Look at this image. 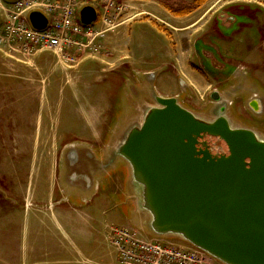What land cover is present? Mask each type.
<instances>
[{"label":"rangeland","instance_id":"rangeland-1","mask_svg":"<svg viewBox=\"0 0 264 264\" xmlns=\"http://www.w3.org/2000/svg\"><path fill=\"white\" fill-rule=\"evenodd\" d=\"M16 2L17 0L7 2L6 8L12 9ZM229 3L232 2L229 1ZM227 9L237 13L242 12L252 20V25L243 26L242 33L238 34L241 35L236 38V41L240 42L238 44L235 41L229 42L227 47L221 50L215 40L208 41L212 48L206 47L220 54L221 64L229 66V71L211 69L200 57L193 55L191 48H187L189 42L182 41V34L179 36L177 34V37L175 33L163 32L161 29L160 33L137 32L136 25L126 27L125 40L119 43L121 49L114 50L112 45L106 43V40L117 33L120 16L118 12L111 11L113 29L106 31V26L101 20L103 12L100 9L99 19L89 29L94 36L88 41L96 38L95 42L89 45L88 41H85V47L68 61L62 59L61 62L56 55L50 53L24 57L20 61L3 58L4 55L0 54L3 61L4 59L9 61L8 64L5 61L2 62L0 58L1 203L10 204L12 200L21 201L26 193L29 194L33 203L31 193L35 192L46 178L47 170L43 159L51 155L53 162L58 159L60 163L61 151L70 147L71 145L68 144L75 140L70 137L77 132L85 134V122L79 116L80 114L71 111L73 108L71 104L74 105L76 101L75 99L74 102L72 101L69 88H65V80L60 74L64 73L63 71L79 70L82 64L84 68L80 71L86 70L100 77L98 85L100 91L96 93L101 95L110 93V96L104 98L86 95L80 97L82 101L80 104H84L87 108H100V112L85 114L91 123H99L100 128L97 133L100 136L108 133L112 135L115 130L111 126H117L118 123V126H123L129 118L136 115V112H141V109H138V103L140 104L138 96H132L130 89L136 86L140 90L138 77L141 72L156 74V78L148 87V95L150 88H152L150 95H158V92L170 96L178 95L182 105L206 119L210 117L208 111L213 106L210 95L217 92L229 101L227 115L231 117L233 126L243 124L264 130V115L255 116L247 110L246 97L249 93L246 94L247 96L241 94L244 89H250L251 92H259L264 96V0L234 1L228 5ZM238 21L246 22L241 18ZM6 22L5 15L0 25V34H3ZM243 36H246L247 41H244ZM236 44L238 48H235ZM125 45L126 47H123ZM75 50H79V47ZM199 50L202 49L198 48L196 51ZM164 55L167 57L163 58ZM171 56H175L179 63L186 60L191 67V60L196 56L195 71L202 73L205 79L198 84V88H191V92L187 94L181 92L185 83L177 81V75L181 74L179 70L175 71L173 63L167 60H171ZM252 56L255 58L253 62H249V57ZM128 57L142 70L135 68L136 65L131 67L127 65L126 63L130 62ZM118 63L121 65L116 67ZM57 72L58 76L55 74ZM132 77H137V80L134 81ZM89 82L91 87L95 88L94 82L92 80ZM80 86L82 93L86 92V85L81 83ZM129 100L132 102L130 107ZM148 103L157 106L151 97ZM109 105L113 106L111 110ZM108 147L111 146L99 145L96 149ZM125 227L139 231L143 237H155L148 225L142 227L133 223ZM21 229L22 225H13L0 216V252L6 244L3 240L4 236H17ZM174 240L181 242L179 238ZM107 249L110 260L114 262L115 253L112 249Z\"/></svg>","mask_w":264,"mask_h":264},{"label":"crops","instance_id":"crops-1","mask_svg":"<svg viewBox=\"0 0 264 264\" xmlns=\"http://www.w3.org/2000/svg\"><path fill=\"white\" fill-rule=\"evenodd\" d=\"M12 1L14 0H0V25L5 18L7 2ZM196 1L116 0L119 5L127 9L120 15L117 33L108 37L106 43L112 45L114 50L121 49L119 43L125 40V28L133 25H136L137 32L160 33L161 29L163 32L175 33L176 36L182 34V41L189 42L187 48H191L193 55L202 59L201 50H196L200 48L208 51L206 46L212 48L208 41L215 40L218 48L222 50L229 42L240 43L236 38L241 36L238 34L242 33L243 26L252 25V20L242 12L237 13L227 9L229 4L240 0H207L197 9L194 7ZM227 17L229 23H223ZM232 18L235 19L234 23L231 22ZM239 18L246 22H239ZM243 38L247 41L246 36ZM237 44L235 48H238ZM211 53L214 55L212 50ZM217 55L219 57L220 54ZM196 56L191 60L192 67L186 60L179 63L175 56H171V60L167 59L173 63L175 71L179 70L181 75L176 74L177 81L185 83L183 91H187L186 94L191 92V88H198V84L205 80L202 73L195 71ZM165 57L167 56L164 55L163 58ZM253 58L255 57H249L248 61H252ZM127 59L130 61L129 57ZM4 61L9 62L5 59ZM4 61L2 59V62ZM126 64L130 67L136 65L135 68L142 70L133 60ZM120 65L118 63L115 66ZM219 65L220 68L213 67V69L222 71L225 65L221 63ZM81 66L80 69H83L84 64ZM80 69L72 71L73 73L63 71L64 73L60 74L65 80V88H69L72 101L74 102V99L76 101L74 105L71 104L73 107L71 111L80 114L85 122V134L77 132L70 137L75 140L68 144L71 145L70 147L61 151L60 163L58 159L53 162L51 155L43 159L47 170L46 178L42 185L31 193L33 203L28 193L21 201L12 200L10 204L0 201V216L13 225H22L21 232L17 236H4L3 240L6 244L0 252V264H118L116 251L108 239L109 228L125 227L133 223L144 227L149 223V215L140 207V192L133 183L131 167L126 161L117 157L115 152L126 130L141 124L146 110L155 107L153 103H148L150 97L154 101V95H150L152 88L149 95L147 92L156 74L141 72L138 77L140 90L136 86L130 88L132 96H138L140 101L138 109H141V112H136V115L129 118L123 126H118L119 123L117 126H111L115 130L112 135L108 133L100 136L97 133L100 128L99 123H91L89 117L85 115L100 112V108H87L84 104H80L82 102L80 97L86 95L104 98L110 96V93L97 94L96 92L100 91L98 86L100 77L86 70L82 72L83 70ZM55 74L59 75L58 72ZM136 78L132 77L134 81L137 80ZM159 79L164 78L159 77ZM91 80L95 88L91 87L89 82ZM81 83L86 85V92L82 93ZM157 96L171 98L178 95L170 96L158 92ZM246 98L247 110L255 116H262L264 96L254 92L249 93ZM130 103L132 102L129 100V107ZM213 107H217V104H213ZM112 108L113 106L109 105V109ZM189 110L196 114L195 111ZM236 127L252 129L264 139V130L243 124H238ZM122 129L124 131H121ZM44 142L46 143L45 140ZM51 142L50 140V144ZM99 145L111 147L97 150L96 146ZM107 248L115 253L114 262L110 260Z\"/></svg>","mask_w":264,"mask_h":264},{"label":"water","instance_id":"water-1","mask_svg":"<svg viewBox=\"0 0 264 264\" xmlns=\"http://www.w3.org/2000/svg\"><path fill=\"white\" fill-rule=\"evenodd\" d=\"M97 18L93 7L81 12L85 26ZM30 22L38 31L48 25L41 12ZM153 99L157 106L126 130L115 152L131 167L151 232L180 238L223 264H264V139L233 126L216 92L212 99L222 107L213 120L177 98ZM223 147L227 153L216 151Z\"/></svg>","mask_w":264,"mask_h":264},{"label":"built area","instance_id":"built-area-1","mask_svg":"<svg viewBox=\"0 0 264 264\" xmlns=\"http://www.w3.org/2000/svg\"><path fill=\"white\" fill-rule=\"evenodd\" d=\"M89 5L102 10L106 31L113 29L111 11L120 16L127 9L116 0H17L12 9H5L7 22L0 34L1 56L20 61L50 53L61 62L68 61L94 36L80 17L83 8ZM34 11L47 17L45 30L38 31L31 25L29 15ZM94 40L87 43L91 45ZM108 239L116 251L118 264H223L182 240L179 243L169 237L147 238L127 227H110Z\"/></svg>","mask_w":264,"mask_h":264},{"label":"flooded vegetation","instance_id":"flooded-vegetation-1","mask_svg":"<svg viewBox=\"0 0 264 264\" xmlns=\"http://www.w3.org/2000/svg\"><path fill=\"white\" fill-rule=\"evenodd\" d=\"M229 17H227L226 18V20L223 22V23H229ZM234 29H236V26H235V28ZM213 52V51H212ZM214 55H212V53H211V50H209L208 49V51L207 50H201V56H202V59H203V63L204 64H206V65H208L211 69H213V67H218V68H220L219 66V63H221V60H220V58L218 57V55L214 52L213 53ZM219 59V60H218ZM213 63H215V65L213 64ZM228 67L229 66H227V65H225V67H224V69L222 70V71H229L230 69H228ZM180 81V80H179ZM184 90H186V88L184 87ZM183 94H185L187 91H181ZM215 93V92H214ZM217 93V92H216ZM248 93H254V92H251L250 91V89H244L243 91H242V94H248ZM213 94V93H212ZM212 94L210 95V99H211V103H212V105L213 104H217V107H211L212 109H210V111H208V115H210V117L209 118H206L207 120H212V118L214 119L215 118V115L217 114V112L219 111V108H221L222 107V105H219L217 102H215V100H213L212 99ZM218 94H220V93H218ZM220 96H221V98H222V102L224 103V104H226V106H227V109H228V105H229V101H228V99L225 97V96H223V95H221L220 94ZM174 98H177L178 100H179V103L182 105V102H181V100L178 98V97H174ZM183 107H185L186 109H187V107L186 106H184V105H182ZM189 110V109H188ZM227 113H228V111H227ZM264 115V114H263ZM262 115V116H263ZM228 117H230L229 115H228ZM231 120V119H230ZM232 122V121H231ZM205 141H207V143L210 145V146H212L213 144H215V140H211L210 138H206L205 139ZM212 148V147H211ZM217 152H219L220 154H225V153H227V150H226V148L225 147H223V149H221V150H216Z\"/></svg>","mask_w":264,"mask_h":264},{"label":"trees","instance_id":"trees-1","mask_svg":"<svg viewBox=\"0 0 264 264\" xmlns=\"http://www.w3.org/2000/svg\"><path fill=\"white\" fill-rule=\"evenodd\" d=\"M207 0H197L194 4V7L197 9V8H200L204 3H206Z\"/></svg>","mask_w":264,"mask_h":264}]
</instances>
